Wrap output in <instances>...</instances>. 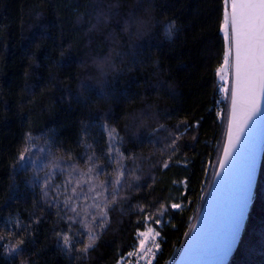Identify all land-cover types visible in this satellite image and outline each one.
<instances>
[{"label": "trees", "instance_id": "trees-1", "mask_svg": "<svg viewBox=\"0 0 264 264\" xmlns=\"http://www.w3.org/2000/svg\"><path fill=\"white\" fill-rule=\"evenodd\" d=\"M227 7L0 0V264H116L146 221L158 230L152 264L175 262L224 145L231 91L221 96L216 72ZM56 161L65 171L53 172ZM125 169L108 195L105 181ZM255 175L226 264H264V145Z\"/></svg>", "mask_w": 264, "mask_h": 264}, {"label": "snow or ice", "instance_id": "snow-or-ice-1", "mask_svg": "<svg viewBox=\"0 0 264 264\" xmlns=\"http://www.w3.org/2000/svg\"><path fill=\"white\" fill-rule=\"evenodd\" d=\"M225 2L228 3V0H225ZM230 9V13L227 11L225 12L223 31L224 38L226 40L230 39L233 56L232 68L234 70V82L231 88V97L238 98L244 102L245 119L241 122L242 126L235 128V135H232L230 147L228 151L224 153L225 158L218 162L221 169L227 167L229 163L228 157L231 155L230 149L236 148L240 136L244 133L249 121L260 112V97L264 95V0H230ZM227 63L228 60L226 56L225 65H227ZM220 79L224 80V76L221 75ZM221 91H226V89H221ZM169 136H171V133ZM29 139H31V137H29ZM117 156H119L120 159L123 158L118 152L109 154L107 158L111 162H117ZM20 159L24 160V157L21 156ZM89 159H91V157ZM109 166H111V164H109ZM46 167H48V165H46ZM165 167H167V165H165ZM50 168L53 172L62 173L65 171L58 161ZM95 170V165L88 169L89 173ZM126 171H128V169L120 171L115 181H112L110 176L108 180L105 181V187L110 189L107 193L108 195H113L111 189H116L117 186L122 183L121 177L125 176ZM53 172H49L43 178L42 182L44 185L51 186L50 180ZM73 172H75L74 168ZM253 176L254 161L249 163L239 185L233 212L223 235L221 251L224 256L228 255L238 239L240 225L244 220L248 206ZM89 179H91V177H89ZM135 179L139 180L140 177L136 176ZM113 185H115L114 188ZM69 186L71 187V184ZM85 186V184H82L81 188ZM96 195L99 196V192H97ZM85 198V192L77 191L76 187H72V199L80 200ZM65 204L71 207V200L65 201ZM179 207L180 205H177L174 206L173 209ZM71 210L73 213L77 212L75 207H72ZM163 211H166V209H162L161 214H163ZM101 215H103V213H101ZM157 223H159V221H157ZM63 241L64 244H68L69 237L64 235ZM21 243L23 242L21 241ZM156 247H159V245H156ZM7 251L8 253H15L16 255L20 254V248L18 246L9 247Z\"/></svg>", "mask_w": 264, "mask_h": 264}, {"label": "water", "instance_id": "water-1", "mask_svg": "<svg viewBox=\"0 0 264 264\" xmlns=\"http://www.w3.org/2000/svg\"><path fill=\"white\" fill-rule=\"evenodd\" d=\"M230 11L231 9L229 13ZM231 74L232 88L234 82L233 68ZM260 104V112L249 121L244 133L240 136L236 148L230 149L231 155L228 157L229 163L227 167L221 169L218 163L215 178L206 197V202L201 209L200 215L194 222L195 224L189 233L190 235L183 244L174 264H226L236 249L245 220L242 221L238 239L227 256H224L221 251V242L233 212L239 185L249 163L253 161V183L256 177L258 160L264 145V95L260 97ZM229 108L226 135L220 160L225 158L224 153L230 147L232 135H235V128L242 126L241 122L245 119V108L242 100L231 97ZM253 187L252 184L248 205Z\"/></svg>", "mask_w": 264, "mask_h": 264}, {"label": "rangeland", "instance_id": "rangeland-1", "mask_svg": "<svg viewBox=\"0 0 264 264\" xmlns=\"http://www.w3.org/2000/svg\"><path fill=\"white\" fill-rule=\"evenodd\" d=\"M227 9L226 11L229 12L230 10V0H228V3H226ZM225 11V12H226ZM224 12V16H225ZM223 16V18H224ZM224 20L222 23V34L224 37ZM229 32H230V26H229ZM225 40V57L227 56L228 63L225 65V57L222 62V65L219 66L217 69L216 75H218V83L221 89H226V91H221V96H224L227 92L231 91V80H232V51H231V43L230 39ZM221 75L224 76V80H221ZM220 112V108L218 109V113ZM138 241L136 243V246L133 250L128 252L124 257L120 259L119 262L116 264H152L155 260L154 256L156 254V251L158 247L157 239H158V230L155 229L152 224H149L148 221H146V227L145 229L139 231L137 233ZM176 261V260H175ZM175 263V262H174ZM173 263V264H174Z\"/></svg>", "mask_w": 264, "mask_h": 264}, {"label": "clouds", "instance_id": "clouds-1", "mask_svg": "<svg viewBox=\"0 0 264 264\" xmlns=\"http://www.w3.org/2000/svg\"><path fill=\"white\" fill-rule=\"evenodd\" d=\"M113 67H115V66L113 65Z\"/></svg>", "mask_w": 264, "mask_h": 264}]
</instances>
